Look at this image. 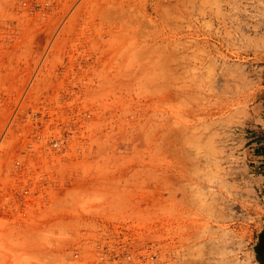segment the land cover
Returning a JSON list of instances; mask_svg holds the SVG:
<instances>
[{
	"label": "rangeland",
	"instance_id": "obj_1",
	"mask_svg": "<svg viewBox=\"0 0 264 264\" xmlns=\"http://www.w3.org/2000/svg\"><path fill=\"white\" fill-rule=\"evenodd\" d=\"M263 90L264 0H0V264H259Z\"/></svg>",
	"mask_w": 264,
	"mask_h": 264
},
{
	"label": "crops",
	"instance_id": "obj_2",
	"mask_svg": "<svg viewBox=\"0 0 264 264\" xmlns=\"http://www.w3.org/2000/svg\"><path fill=\"white\" fill-rule=\"evenodd\" d=\"M259 106L261 115L259 116L258 126L262 130V133L255 135V137H251L249 140L255 138L254 141H250L246 148H244V152L248 153L250 158L249 168L253 170V174L256 173V177L260 178V181H264V90L261 93V97L259 102L257 103Z\"/></svg>",
	"mask_w": 264,
	"mask_h": 264
},
{
	"label": "flooded vegetation",
	"instance_id": "obj_3",
	"mask_svg": "<svg viewBox=\"0 0 264 264\" xmlns=\"http://www.w3.org/2000/svg\"><path fill=\"white\" fill-rule=\"evenodd\" d=\"M255 252L259 264H264V226L258 234L257 243L255 245Z\"/></svg>",
	"mask_w": 264,
	"mask_h": 264
},
{
	"label": "bare ground",
	"instance_id": "obj_4",
	"mask_svg": "<svg viewBox=\"0 0 264 264\" xmlns=\"http://www.w3.org/2000/svg\"><path fill=\"white\" fill-rule=\"evenodd\" d=\"M227 2H228V1H227ZM230 2H231V1H230ZM200 3L204 4V1H203V2L200 1ZM229 5H230V4H229ZM191 6H192V5H191ZM193 7H194V6H193ZM190 8H191V7H190ZM190 8H187V9H190ZM201 8H202V7H201ZM201 8H200V9H201ZM203 9H204V8H203ZM199 13H200V12H199ZM202 14H203V13H202ZM191 20H192V19H191ZM239 30H240V29H239ZM241 31H242V30H241ZM245 37H247V36H245ZM246 39L248 40V37H247ZM252 39H253V38H252ZM247 40H246V41H247ZM39 41H40V40H39ZM253 41H254V40H253ZM250 258H251V257H250ZM237 262H239V261H237ZM245 262H246V261H245ZM247 262H248V260H247ZM247 262H246V264H247ZM238 264H239V263H238ZM248 264H249V263H248Z\"/></svg>",
	"mask_w": 264,
	"mask_h": 264
},
{
	"label": "built area",
	"instance_id": "obj_5",
	"mask_svg": "<svg viewBox=\"0 0 264 264\" xmlns=\"http://www.w3.org/2000/svg\"><path fill=\"white\" fill-rule=\"evenodd\" d=\"M150 261H151L152 263H155L154 256H150Z\"/></svg>",
	"mask_w": 264,
	"mask_h": 264
}]
</instances>
